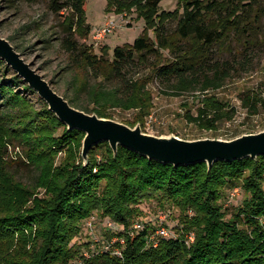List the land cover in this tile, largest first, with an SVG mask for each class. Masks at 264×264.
Segmentation results:
<instances>
[{"label": "trees", "instance_id": "16d2710c", "mask_svg": "<svg viewBox=\"0 0 264 264\" xmlns=\"http://www.w3.org/2000/svg\"><path fill=\"white\" fill-rule=\"evenodd\" d=\"M87 1L51 3L56 14L71 11L65 17L68 36L63 48L76 54L96 80H73L78 82L77 95L86 94L95 107L64 95L72 106L106 119H111L109 109L135 111L132 126L144 125L154 106L149 84L160 78L170 89L167 95L193 93L200 104L196 115L189 111L186 119L201 129L216 130L235 118L234 107L207 95L221 89L233 71L226 63L212 62L210 53L232 32L249 36L243 42L246 49L261 48L264 42L257 35L264 0H179L173 12L160 9L164 0H108L107 12L136 13L146 23L133 45L114 50L112 62L105 58L107 50L97 56L76 40L91 33ZM170 20L178 21L174 34L164 30ZM163 50L173 59L164 58ZM136 60L137 66L151 70L150 76H123ZM115 79L122 86L107 89L106 81ZM27 92L34 93L19 76L10 83L0 77V107L7 108L0 109V264H264V156L218 161L211 169L205 162L175 167L121 146L115 154L109 143H101L86 161L85 134L69 131L45 102L36 108ZM242 106L249 115H258L264 98L248 92ZM14 142L25 146L28 163L38 171L34 185L18 181L9 170L7 152ZM239 186L246 197L227 218L221 203L224 192ZM145 201L180 210L183 228L177 237L159 236L158 227L141 224L140 205ZM95 213L123 230L110 250L86 258L73 242ZM136 223L142 229L134 230Z\"/></svg>", "mask_w": 264, "mask_h": 264}, {"label": "rangeland", "instance_id": "374dc122", "mask_svg": "<svg viewBox=\"0 0 264 264\" xmlns=\"http://www.w3.org/2000/svg\"><path fill=\"white\" fill-rule=\"evenodd\" d=\"M52 2L53 0H0V36L9 40L23 58L43 75L60 95H65L69 99L75 97L81 104L92 109L95 105L90 103L86 94L77 95L78 82L73 80L77 78L79 83H83L89 79L94 84L96 82L94 73L88 72L77 62L76 54H70L63 48V39L68 36V27L64 24L65 17L71 11L64 10L56 14L51 8ZM178 6L179 0H164L160 9L173 12ZM107 8L108 0H88L85 6L87 24L93 33L95 29L115 21L117 27L113 33L101 43H95L91 39V33L86 38L76 37V40L80 45L91 47L92 53L97 56H102L104 50H107L105 58L112 62L114 50L117 47L133 45L143 34L146 23L144 19H138L136 13L119 15L113 11L107 12ZM177 27L178 21L170 20L164 26V30L168 34H174ZM150 37L154 42L156 41L153 31L150 32ZM248 38L249 36H236L235 32H232L226 41L214 45L210 53L212 62L226 63L227 67L233 69L232 77L221 89L211 90L207 94L236 109V116L232 121L221 122L216 130L201 129L190 123L186 119V114L191 111L196 115L200 104L194 100L193 93L180 96L167 95L170 89L166 88V84L160 78H155L149 84L154 102L151 115L146 117L144 125L137 126H140L147 135L177 137L186 141L205 139L231 141L243 135L263 132L264 108H260L258 115L251 116L242 106V97L248 92L261 94L264 98V45L258 49H246L243 42L248 41ZM257 38L259 42H264V17L259 22ZM162 52L164 58L173 59L169 50ZM0 60L3 62V65H0V77L4 76V81L10 83L12 78L18 75L5 61ZM137 61L123 70L125 78L150 76L151 70L141 64L137 66ZM119 86H122V82L118 79L105 83L107 89ZM14 89L26 94L22 87L15 86ZM27 95L36 108L40 109L43 100L39 95L35 91L27 92ZM0 109L7 111L4 106ZM108 114L114 121L132 128L137 127L132 126L136 117L135 111L109 109ZM62 130L59 129L58 134H61ZM25 152V146L14 142L8 147L6 160L9 163V170L18 181L34 185L38 171L28 163ZM99 153L101 154L102 151ZM60 160L59 156L58 162ZM245 197V191L240 186L228 187L225 190L221 203L227 218L231 217ZM140 208L143 212L141 224L153 228H165L172 238L179 235V229L183 228L181 223L183 216L180 210L170 204L161 206L157 201H145ZM109 221V218H102L95 213L92 218L83 222L82 233L73 242L81 248V255L89 258L99 252L110 250L118 242L117 234L123 229L118 226L111 227Z\"/></svg>", "mask_w": 264, "mask_h": 264}, {"label": "water", "instance_id": "95a60500", "mask_svg": "<svg viewBox=\"0 0 264 264\" xmlns=\"http://www.w3.org/2000/svg\"><path fill=\"white\" fill-rule=\"evenodd\" d=\"M0 59L39 95L69 131L79 130L85 134L82 156L86 161L90 151L101 143H109L115 154L121 146L149 160L175 167L205 162L211 169L218 161L232 162L248 157L256 159L264 156V131L243 135L231 141L218 139L186 141L177 137L147 135L140 126L132 128L72 106L23 58L9 40L1 36Z\"/></svg>", "mask_w": 264, "mask_h": 264}, {"label": "built area", "instance_id": "2783aa9c", "mask_svg": "<svg viewBox=\"0 0 264 264\" xmlns=\"http://www.w3.org/2000/svg\"><path fill=\"white\" fill-rule=\"evenodd\" d=\"M116 27H117V24L115 23V21H111L110 23L106 24L105 26H102V27L95 29L94 32L91 33V39L95 43H101L102 41H104L108 36H110L113 33V31L116 29ZM109 222H110L109 224L111 227H117L113 221L110 220ZM133 227H134V230L142 229V225L140 223H136ZM157 235L163 236V237H169V234L165 228H159L157 230ZM191 240L193 241L192 236H191ZM116 254L121 256V252L118 250L116 251Z\"/></svg>", "mask_w": 264, "mask_h": 264}]
</instances>
